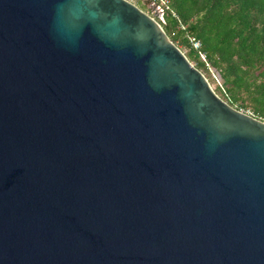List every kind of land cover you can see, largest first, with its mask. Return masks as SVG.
I'll use <instances>...</instances> for the list:
<instances>
[{"label":"water","instance_id":"obj_1","mask_svg":"<svg viewBox=\"0 0 264 264\" xmlns=\"http://www.w3.org/2000/svg\"><path fill=\"white\" fill-rule=\"evenodd\" d=\"M154 16L0 0V264H264V119Z\"/></svg>","mask_w":264,"mask_h":264},{"label":"trees","instance_id":"obj_2","mask_svg":"<svg viewBox=\"0 0 264 264\" xmlns=\"http://www.w3.org/2000/svg\"><path fill=\"white\" fill-rule=\"evenodd\" d=\"M142 3L152 16L162 14L154 18L172 41L188 47L187 58L195 59L196 67L216 69L222 99L264 119V0ZM190 37L199 41V49L192 47Z\"/></svg>","mask_w":264,"mask_h":264},{"label":"rangeland","instance_id":"obj_3","mask_svg":"<svg viewBox=\"0 0 264 264\" xmlns=\"http://www.w3.org/2000/svg\"><path fill=\"white\" fill-rule=\"evenodd\" d=\"M135 5H137L139 8H141L143 11L147 12L146 7L143 5L142 1L145 0H129ZM148 13V12H147ZM149 14V13H148ZM169 37V36H168ZM171 39V38H170ZM187 57L189 55V49L187 46L181 44L180 42H174L172 41ZM201 58V57H200ZM202 59V58H201ZM193 65H196L197 62L195 59L191 58L190 60ZM198 65V64H197ZM199 67V68H198ZM197 68L203 73V75L206 77L207 81L209 82L210 86L213 88V90L220 96V91H219V84L221 83V78L216 71L215 68L208 66L207 64L205 66H198ZM242 109V108H240ZM244 111H247L246 109H242Z\"/></svg>","mask_w":264,"mask_h":264},{"label":"built area","instance_id":"obj_4","mask_svg":"<svg viewBox=\"0 0 264 264\" xmlns=\"http://www.w3.org/2000/svg\"><path fill=\"white\" fill-rule=\"evenodd\" d=\"M154 1H157L159 4H166V0H154ZM159 7V6H158ZM190 39V43H191V45H192V47L194 48V49H199V47H200V43H199V41L198 40H196L195 38H193V37H190L189 38ZM200 57L204 60V54L203 53H201L200 52ZM248 113H250L249 111H247Z\"/></svg>","mask_w":264,"mask_h":264},{"label":"flooded vegetation","instance_id":"obj_5","mask_svg":"<svg viewBox=\"0 0 264 264\" xmlns=\"http://www.w3.org/2000/svg\"><path fill=\"white\" fill-rule=\"evenodd\" d=\"M155 13H156V11H155Z\"/></svg>","mask_w":264,"mask_h":264}]
</instances>
